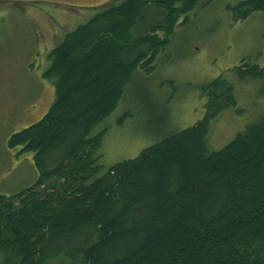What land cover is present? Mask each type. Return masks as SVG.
<instances>
[{
  "label": "trees",
  "instance_id": "16d2710c",
  "mask_svg": "<svg viewBox=\"0 0 264 264\" xmlns=\"http://www.w3.org/2000/svg\"><path fill=\"white\" fill-rule=\"evenodd\" d=\"M209 1L114 0L49 51L43 76L54 100L7 140L32 153L37 177L0 193V264H264V111L210 150V122L237 103L222 75L199 87L196 123L169 129L133 158L98 163L107 128L92 131L128 106L140 74L151 92L178 23ZM228 9L237 22L264 10V0ZM233 70L259 80L264 96V65L242 59Z\"/></svg>",
  "mask_w": 264,
  "mask_h": 264
},
{
  "label": "rangeland",
  "instance_id": "374dc122",
  "mask_svg": "<svg viewBox=\"0 0 264 264\" xmlns=\"http://www.w3.org/2000/svg\"><path fill=\"white\" fill-rule=\"evenodd\" d=\"M112 1L0 0V193L12 194L36 180L32 153L10 148L7 140L38 121L54 100V86L43 76L49 51L65 33ZM239 1L210 0L180 20L149 77L151 92L143 83L146 75L140 74L127 96L128 106L119 104L92 131L107 128L98 151L103 169L135 157L169 129H183L200 120L205 100L199 87L220 75L232 84L237 103L236 109H225L210 122L208 148L220 149L258 120L264 111L262 83L240 80L233 68L242 59L264 65V10L235 22L228 6ZM164 104L170 109L167 120ZM125 111L130 116L119 124Z\"/></svg>",
  "mask_w": 264,
  "mask_h": 264
}]
</instances>
